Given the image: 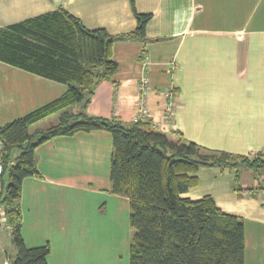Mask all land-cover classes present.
Masks as SVG:
<instances>
[{
  "label": "crops",
  "instance_id": "0c3cea01",
  "mask_svg": "<svg viewBox=\"0 0 264 264\" xmlns=\"http://www.w3.org/2000/svg\"><path fill=\"white\" fill-rule=\"evenodd\" d=\"M135 6L152 15L147 40L114 42L118 71L97 86L87 112L131 124L147 75L150 115L142 120L208 149L264 156V0H135ZM59 7L88 28L113 34L137 25L130 0H0V28ZM171 87L176 104L169 114ZM66 89L0 60V127ZM112 152L113 137L104 130L55 137L37 148L40 175L24 179L19 206L25 244L49 243V264H82L79 252H89V233L103 223L109 200L130 207L128 197L111 191ZM197 175L185 195H210L223 211L243 218L245 263L264 264V172L240 167L237 177L231 168L203 166ZM9 244L15 248L2 233L0 249L13 257Z\"/></svg>",
  "mask_w": 264,
  "mask_h": 264
},
{
  "label": "trees",
  "instance_id": "16d2710c",
  "mask_svg": "<svg viewBox=\"0 0 264 264\" xmlns=\"http://www.w3.org/2000/svg\"><path fill=\"white\" fill-rule=\"evenodd\" d=\"M130 2L137 25L128 32L88 28L63 7L0 28V60L67 86L59 98L0 127L5 145L0 203L14 224L12 264H49V243L25 244L19 206L24 179L40 175L37 148L55 137L98 130L113 137L111 191L130 202L134 228L130 264H246L243 218L223 211L210 195L192 199L185 193L197 185L203 166L231 168L237 177L240 167H248L260 176L262 154L208 149L182 133L171 138L150 121L126 124L116 116L87 112L97 86L114 80L118 71L114 42L147 40L146 26L152 15L138 12L135 0ZM56 113V123L31 130ZM15 149H20L16 156Z\"/></svg>",
  "mask_w": 264,
  "mask_h": 264
},
{
  "label": "rangeland",
  "instance_id": "374dc122",
  "mask_svg": "<svg viewBox=\"0 0 264 264\" xmlns=\"http://www.w3.org/2000/svg\"><path fill=\"white\" fill-rule=\"evenodd\" d=\"M57 121L58 114H53L38 121L33 128H46ZM19 152L20 149H15L13 155L16 156ZM8 181L5 176L4 185H7ZM0 188L3 189L1 182ZM117 206L115 200L113 203L109 200L108 213L102 218L103 223L96 226L91 235L89 233V252H79L84 255L82 264H130V247L134 233L130 223V207L124 210L119 208L120 205L118 208ZM8 246L15 250L11 244ZM6 251L10 255L14 253L10 249ZM54 253L58 255L59 252Z\"/></svg>",
  "mask_w": 264,
  "mask_h": 264
},
{
  "label": "built area",
  "instance_id": "2783aa9c",
  "mask_svg": "<svg viewBox=\"0 0 264 264\" xmlns=\"http://www.w3.org/2000/svg\"><path fill=\"white\" fill-rule=\"evenodd\" d=\"M150 90L149 78L147 75L142 76L139 82L140 98L137 104V115L134 121L142 120V118L148 117L150 115L149 106L147 104V96ZM167 96L169 98V114L173 111L176 104V92L174 88H169L167 91ZM4 152L5 145L0 137V181L2 180L4 173ZM14 231V224L9 220L6 208L0 203V236L2 233L6 232L12 235ZM0 264H12L11 255L6 252L5 249H0Z\"/></svg>",
  "mask_w": 264,
  "mask_h": 264
}]
</instances>
